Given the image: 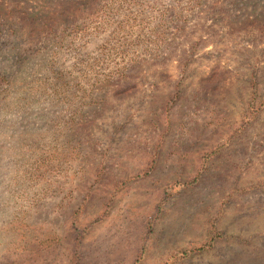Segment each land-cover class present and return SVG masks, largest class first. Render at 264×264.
<instances>
[{
  "label": "rangeland",
  "instance_id": "1",
  "mask_svg": "<svg viewBox=\"0 0 264 264\" xmlns=\"http://www.w3.org/2000/svg\"><path fill=\"white\" fill-rule=\"evenodd\" d=\"M231 3L75 4L33 36L37 0H0V264H264V23Z\"/></svg>",
  "mask_w": 264,
  "mask_h": 264
},
{
  "label": "trees",
  "instance_id": "2",
  "mask_svg": "<svg viewBox=\"0 0 264 264\" xmlns=\"http://www.w3.org/2000/svg\"><path fill=\"white\" fill-rule=\"evenodd\" d=\"M55 0H41L39 2V0H37V7L35 6L32 8L31 10H24L22 7H17V9L19 10V20L18 22L21 24V29L25 28V29H29V32L31 34H33V36H35L37 33H43V32H47L49 31L50 34L52 33H57L58 30V25L63 23V26H66L67 24H69L70 22H67V20H60L61 18H67L69 15H71L70 13H72L73 9L75 8L73 5L75 4H79L80 8H79V12H81L82 16H85V12L88 10V7H93V5L95 4L96 6H98L97 11H99V9L102 6H105L108 4L109 0H65L64 2H60L59 5L57 6L54 2ZM127 1V0H126ZM129 1V0H128ZM232 3L230 4V10L232 11L233 14V18L234 20H236L237 22L241 23V22H249L251 24H255L256 20L259 19L260 17V21L262 20L264 23V0H254L255 1V12H253V16L249 17L251 20L246 21L244 20H240L241 16L237 15L236 16V11L241 12V10L243 9V5L245 3H247V1L249 2V0H230ZM242 2H245L244 4H242ZM257 3V6H256ZM263 6L261 8V10H258V12H256L257 7ZM38 12L36 13L35 11ZM56 10L57 12V19L54 20L53 16L56 14ZM102 10V9H100ZM69 11V12H68ZM36 13V14H35ZM39 15H44L48 18V22L46 24H44L43 29L38 31V26H39V21L41 18L38 17ZM37 15V16H36ZM77 15V14H76ZM165 14H161L160 15V20L161 21H165ZM46 18V19H47ZM60 22V23H59ZM4 21L0 20V24L3 25ZM264 28V27H263ZM36 33V34H35ZM44 38L46 37L43 36ZM254 102V101H253ZM85 230H81L79 228H76V232H77V240L82 239V235L84 234ZM212 242H214L215 238H211ZM80 243V242H79ZM79 243L75 244V250L74 252L71 253V258L69 260L70 264H82L80 262V253H78L77 248H79ZM209 244V243H208ZM78 245V246H77ZM211 245V244H210ZM204 248H200L199 250H202Z\"/></svg>",
  "mask_w": 264,
  "mask_h": 264
}]
</instances>
